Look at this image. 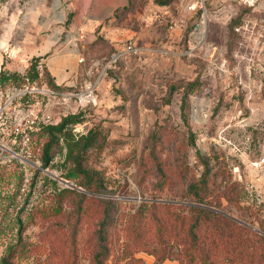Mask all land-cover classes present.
Returning a JSON list of instances; mask_svg holds the SVG:
<instances>
[{"label":"rangeland","instance_id":"1","mask_svg":"<svg viewBox=\"0 0 264 264\" xmlns=\"http://www.w3.org/2000/svg\"><path fill=\"white\" fill-rule=\"evenodd\" d=\"M11 1L17 0L0 2L1 28L16 10L7 5ZM234 3L236 10H230L206 0L203 23L200 5L193 17L184 15L179 28L185 52L171 63L124 53L120 45L96 63L84 60L88 68H81L78 83L63 90L50 88L43 68L23 91L0 85V165L6 166L0 256L16 242L12 222L20 211L25 222L16 264H91L94 231L111 200L104 264H184L169 257L172 209L143 202L186 203L187 186L207 171L200 157L207 162L209 194L237 216L259 211L264 221V12ZM164 17L157 13L159 20ZM11 69L25 73L20 63ZM194 80L197 87L182 108V87H171ZM79 111L83 119L72 124L73 131L94 126L103 135L89 163L108 193L66 183L60 177L62 155L55 156L57 166L44 168L39 147L16 136L33 121L56 123ZM12 161L20 177L9 174ZM65 188L75 192L60 193ZM253 225L261 228L259 220Z\"/></svg>","mask_w":264,"mask_h":264},{"label":"trees","instance_id":"2","mask_svg":"<svg viewBox=\"0 0 264 264\" xmlns=\"http://www.w3.org/2000/svg\"><path fill=\"white\" fill-rule=\"evenodd\" d=\"M4 0H0L2 2ZM161 5L170 3L171 0H154ZM132 5L124 6L114 12L115 18H119L128 11ZM111 50V49H110ZM109 50V51H110ZM39 57H32L25 73H19L15 69H9L5 62L0 64V85H13L17 90L23 91L28 83L36 80L38 69L36 67ZM46 81L51 89L63 90L68 86L56 85L47 73ZM28 82V83H27ZM182 87L183 96L181 107L184 108V98L188 92L196 89L197 81L179 83L171 87ZM83 113H69L60 118L56 123H41L33 121L29 126L16 136L20 142L26 141L29 146L39 147L38 157L44 168L57 166L54 162L57 154L62 155L60 163V177L92 193L109 192L100 176V173L89 163L92 155H97L103 141L101 131L96 127H90L84 133H75L72 124L82 121ZM207 169V162L200 157ZM14 166L9 174H16L19 165L12 161ZM5 165H0V182L5 178ZM190 183L186 189L184 204L143 202L145 205H169L172 211L169 214V257L175 256L184 264H264V221L259 211H252L237 216L228 205H222L218 195L209 194L210 188L206 181V173ZM228 188V186H225ZM225 189V188H224ZM74 189L65 188L60 193L69 194ZM226 196L227 191L221 192ZM13 195V194H12ZM13 197V196H12ZM10 198V197H8ZM231 200V197H228ZM105 203L104 218L99 227L94 231L96 244L92 254L91 264H104L108 255L106 228L110 222V201ZM176 208L178 210H176ZM22 211V210H21ZM259 220L261 228L254 227V222ZM24 222L20 211L13 217L12 227L16 226V242L3 249L0 256V264H16L15 258L22 251L21 234ZM9 225H6V227ZM5 226L0 228L4 233ZM135 239H139L134 233ZM166 254L157 258L161 261Z\"/></svg>","mask_w":264,"mask_h":264},{"label":"crops","instance_id":"3","mask_svg":"<svg viewBox=\"0 0 264 264\" xmlns=\"http://www.w3.org/2000/svg\"><path fill=\"white\" fill-rule=\"evenodd\" d=\"M205 1L171 0L161 5L154 0L11 1L7 5H16V10L0 27V64L4 61L11 69L20 63L25 69L32 57H39L56 85L71 87L78 83L81 68H88L84 60L96 63L120 45L124 53L138 52V57L151 60L162 57L171 63L185 52L179 20L193 17ZM209 1L236 10V0ZM127 5L132 6L115 18V10ZM255 8L264 12V0ZM159 11L165 15L163 21L157 18Z\"/></svg>","mask_w":264,"mask_h":264},{"label":"built area","instance_id":"4","mask_svg":"<svg viewBox=\"0 0 264 264\" xmlns=\"http://www.w3.org/2000/svg\"><path fill=\"white\" fill-rule=\"evenodd\" d=\"M260 1L261 0H238L240 5H242L243 7H246V8H255ZM200 7L202 8V12L200 14L199 23H203L205 20V17H206V12H205V9L202 5H200ZM113 58H116V56H114ZM36 67H37V69H40V68L42 69V64L40 62H38ZM260 161L264 162V156L261 157Z\"/></svg>","mask_w":264,"mask_h":264},{"label":"water","instance_id":"5","mask_svg":"<svg viewBox=\"0 0 264 264\" xmlns=\"http://www.w3.org/2000/svg\"><path fill=\"white\" fill-rule=\"evenodd\" d=\"M66 182V181H65ZM66 183H68V184H70V185H72L71 183H69V182H66Z\"/></svg>","mask_w":264,"mask_h":264}]
</instances>
